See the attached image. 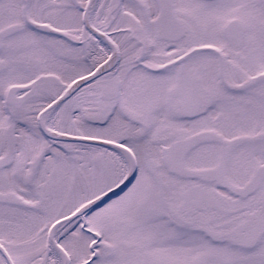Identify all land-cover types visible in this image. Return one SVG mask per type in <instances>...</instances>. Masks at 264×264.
I'll return each mask as SVG.
<instances>
[{
    "label": "snow or ice",
    "instance_id": "6c2138e0",
    "mask_svg": "<svg viewBox=\"0 0 264 264\" xmlns=\"http://www.w3.org/2000/svg\"><path fill=\"white\" fill-rule=\"evenodd\" d=\"M0 264H264V0H0Z\"/></svg>",
    "mask_w": 264,
    "mask_h": 264
}]
</instances>
